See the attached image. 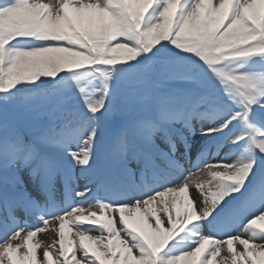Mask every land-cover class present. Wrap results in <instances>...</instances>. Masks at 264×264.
<instances>
[{"label": "snow or ice", "instance_id": "1", "mask_svg": "<svg viewBox=\"0 0 264 264\" xmlns=\"http://www.w3.org/2000/svg\"><path fill=\"white\" fill-rule=\"evenodd\" d=\"M0 129V264H264V0H0Z\"/></svg>", "mask_w": 264, "mask_h": 264}, {"label": "rangeland", "instance_id": "2", "mask_svg": "<svg viewBox=\"0 0 264 264\" xmlns=\"http://www.w3.org/2000/svg\"><path fill=\"white\" fill-rule=\"evenodd\" d=\"M159 69H161V68H157V71L161 73L160 78H159V84H160L161 88L163 89V92H167L171 88H175V87H180L181 86L176 80L172 79L173 73L176 72V71H179V70H171V69H161V70H159ZM44 112H45V110H41V111H38L36 113H32L30 119L32 121H34V122H40V123L46 124V123L49 122V120L47 121L48 118H46V119L42 118ZM34 115L40 116V119L35 121L33 119ZM193 122L195 123L194 127L196 128L195 140L198 141V140L201 139L200 135H199L200 123L198 121H193ZM176 126L177 127H181L179 124H177ZM3 135H4L3 130L0 129V139H2ZM228 149H229L228 146L225 145V148H223L222 152H220V155H223L225 153V151L228 150ZM38 150H40V149L38 148ZM217 159H218V157H217ZM182 163H184V162L182 161ZM189 166L190 165L185 163V167H189ZM133 167H134V165H133ZM76 175L77 176L79 175V168L76 169ZM77 183L79 185H83L85 183V181L83 179H79L77 181ZM62 188H63V185H60V184L57 185L56 197H57V200L60 201V202L63 201V199H64L63 193H61V189ZM188 192H189V195L192 198L195 199L196 204L199 206L202 197L199 194V192L196 189L194 184L190 186ZM41 200H42V198H41ZM157 206L160 207V205H157ZM83 207L87 208L88 204H85V205L83 204ZM37 215H41V214L39 212H37L34 216H37ZM58 225H59V222L57 221V222H55V227H53L52 221L50 220L48 228H46L44 231L38 233L37 236L34 238L33 242H36V241L42 242L41 243V247L39 249H37L38 258L42 257L44 245L51 244L54 239L58 240ZM34 226H39V227L43 228V224L42 223L35 224ZM205 231H207L206 226H205ZM96 234H98V233H96V232L93 233V235H96ZM54 247H58V244L55 245ZM238 247H239V245H238ZM54 258L55 257H53V259Z\"/></svg>", "mask_w": 264, "mask_h": 264}, {"label": "bare ground", "instance_id": "3", "mask_svg": "<svg viewBox=\"0 0 264 264\" xmlns=\"http://www.w3.org/2000/svg\"><path fill=\"white\" fill-rule=\"evenodd\" d=\"M198 206V205H197ZM173 215L175 216V210H173Z\"/></svg>", "mask_w": 264, "mask_h": 264}]
</instances>
